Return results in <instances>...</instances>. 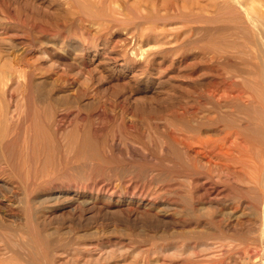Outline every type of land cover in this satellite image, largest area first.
<instances>
[{"label": "rangeland", "instance_id": "374dc122", "mask_svg": "<svg viewBox=\"0 0 264 264\" xmlns=\"http://www.w3.org/2000/svg\"><path fill=\"white\" fill-rule=\"evenodd\" d=\"M199 1L0 0V197L8 187L17 197L15 206L0 200V217L27 240L23 262H177L188 252L153 248L173 236L208 229L205 215L218 218L222 207L235 206L230 196L203 194L204 184L237 193L254 169L245 168L247 175L234 159L228 161L231 168L209 167L178 144L175 124L202 105H264V57L254 42L242 48L251 51L248 57L239 52L245 61L211 62L204 54L202 26L214 23L203 22ZM227 69L245 81L244 100L218 103L210 94L225 77L219 72ZM247 109L233 112L237 123L264 131L254 108ZM219 110L231 113L227 107ZM222 122L196 127L193 147L217 136ZM257 152L245 158L260 157ZM248 218L258 223L255 215ZM196 250L190 256L200 262L221 256L223 264L245 261L238 248Z\"/></svg>", "mask_w": 264, "mask_h": 264}, {"label": "bare ground", "instance_id": "6f19581e", "mask_svg": "<svg viewBox=\"0 0 264 264\" xmlns=\"http://www.w3.org/2000/svg\"><path fill=\"white\" fill-rule=\"evenodd\" d=\"M199 2H200V7L202 9V16L204 18L203 22L207 23L210 21L209 23H211V22L214 23V25H211V26L209 24L202 26V31L204 33L203 38L207 39V41L205 40L206 42L204 41L206 44L205 43H204L205 45L203 44L204 47L206 46V49H203V50H205V52H206V53L204 52L205 55H209V59L211 62L217 64L221 61V59L226 60L230 57L231 58H238L239 57L240 59H242L243 56H241L239 54V52L241 50L244 51V49H242V48L248 49L247 46H249L250 43L253 44L254 42L259 47L260 53L258 52L259 53L258 56H260V54L262 53V55L264 57V0H204L202 4H201V2H202L201 0ZM191 3L193 4V2H191ZM213 32H214V34L211 35V38H212V36H214V37L211 40V39H209L210 37H208V36H210V34ZM257 46H256V49L258 50ZM251 49H252V47H251ZM252 51H253V49H252ZM249 52H247V53L245 52V54H247V57L249 54H251V51H249ZM256 58L258 59V57H255V59ZM244 59H246L245 56L242 60H244ZM244 61H243V63H244ZM260 61H261V59L259 60V62ZM240 62L242 63V61H240ZM260 63H263V61H261ZM248 66H249V64H248ZM261 66H262V64H261ZM259 70H260V68H259ZM263 70H264V68H262L261 71H263ZM259 73L260 72H258L257 74L259 75ZM262 73H260L259 76L261 77V74H262L263 75L262 77L264 78V72H262ZM216 74H218V73H216ZM219 74H221L225 77H224V79H222L223 81L221 84H218L214 88L209 89V92L213 96V98H215V100H217L218 103H224V104L231 103L232 101L237 100V99H239V100L243 99L242 91H244V89L247 87V85L245 86V84H246L245 81H243L242 83L239 81L240 82L239 83L237 81L238 79L236 80V77H238L240 74H238L236 72V70H231V69H227L224 73H222L220 71ZM255 76L257 77V75H255ZM250 77H251V75H250ZM260 77L258 79H260ZM252 80H253V78H252ZM258 81H260V80H258ZM251 84H252V82H251ZM257 84H259V83H257ZM256 87H258V86H256ZM250 88H252V87H250ZM258 88H260V87H258ZM253 89H254V87H253ZM256 89L257 88H255V90ZM236 90H237V93L235 92ZM251 90L249 91V93L250 92L253 93ZM260 93H263V95L262 94L261 95L264 97V91L260 92ZM257 94H258V92H257ZM253 95L256 96L255 93H253ZM249 96H248V99L250 102H252V101H254V103L257 102V101H255V97L249 98ZM246 97H247V95H246ZM263 100H264V98H263ZM258 101H259V99H258ZM261 102L263 103L264 101H261ZM250 106H252V107H250ZM204 107L206 109H204ZM212 107L213 106H211V108ZM216 107L215 108L213 107L212 109L211 108L208 109L207 105H202L201 107L200 106L198 107L199 111H197V112H195L196 110H192L193 112L192 111L190 112V110H189V114H188L189 118H186L188 120L185 121L183 119H179L182 121V122H180V124L178 122L179 125L174 123L175 125H177L175 127V130H174L176 133L174 135V138L178 142V144H180V146L182 145L184 147H187L189 150L193 151L195 157L202 156L205 159V164H207L209 167L212 165H216L217 167L220 166V168H221L222 166L224 167V165H225V166L231 168L233 166L229 165L230 162L228 163V161L233 160V159L235 160L236 164L239 163V166H240L241 170L244 171V173H246L245 168L251 167V169H254L253 174L250 173L251 175L249 177L247 176L246 180H248L247 184L253 183L254 187H251L250 184L247 185L245 183V186H242L238 190L237 193L236 192L232 193V191H228L227 193H225L226 190H222L220 188L213 190L212 185L204 184L205 193H203V194H206V193L210 194L211 191H213V193L216 192L217 196H219L220 198H223V197L226 198V197L230 196L231 202L234 203L235 206L230 207L228 209L225 207H222L220 209L218 207V209H220V212H219L220 217H218V218H215L213 213L211 215H208V216L205 215L207 217V218H205V216L203 215L204 213H203L202 215L205 218L204 220L206 221L205 225L207 223L209 224V225L207 224L208 229L200 230V231H197V232H194L191 234L186 233V234H181L179 236H173L172 238H170L171 240H168V239L165 240L166 241L165 243L161 242L157 245L155 244L156 246L153 249H154V251H157V253H161V249L166 248V250H167V248L170 247V248H174V250L178 251V252L179 251L184 252V253L188 252L187 255L189 254L188 256H190V254L193 255L192 250H196V249H198V251L208 252L210 250H212V251H214V250L215 251L227 250L228 251L229 248H231L233 250L238 248L239 249L237 251V253L239 254L238 257L243 259V261L245 260L244 262H241V263H243V264H264V169H263L264 166L261 167L262 164L264 165V131H262V129H263L262 127L264 126V123H262V125H261V128H262L261 130L260 129L256 130L253 128H251L252 130H250L249 126L245 127L246 124H243L242 126L239 125L241 123L238 124L237 123L238 120L233 117V112L236 110L239 112L242 109H244L246 111L247 108H248L247 110H252V108H254L253 110L255 111V118L259 119L261 122H264V119H263L264 115H262L263 117L261 116V113H264L263 112L264 111V105H229L228 104V105H222V106L217 107V108ZM224 107H227L229 109V111H231V113L230 112L224 113L223 111H222L223 112L222 113L219 109L220 108L223 109ZM253 110H252V112H253ZM184 111L185 110L183 109V112ZM226 111L227 110L225 109V112ZM246 112H249V111H246ZM259 112H260V114H259ZM185 114L186 113H183V115H185ZM249 114H251V111ZM183 117H187V116L185 115ZM196 117H198V118H196ZM253 117H254V114H253ZM190 118L198 120V122L196 124L197 126L195 124L192 125L189 122ZM251 118L248 117V119H251ZM257 119H255L254 121L251 120L249 122L252 123V121H253V123H255V121ZM222 121H224V122H222ZM220 122H222V125L224 124L223 125L224 127H221L222 125L219 127L218 131H220V132L217 134V136L209 137L202 144H199L197 142V144H199L200 146L193 147V141L195 139L194 144H196V138H197L196 127L198 128V126H199V128L201 130L209 129L213 125L220 123ZM194 123H195V121H194ZM256 123H258V122H256ZM168 125L169 124H167V127H168ZM16 126H17V124H16ZM259 130H260V133H258ZM222 131H223V133H222ZM12 132L13 133L17 132V129L15 128ZM234 135H235L236 140L233 137L234 138V141H232L233 143L229 144V146H227L228 148L225 149V145H226L227 141L229 139L231 141L232 137L230 138V136H234ZM208 136H210V135H208ZM240 138H241V141H240ZM198 141H201V139L198 138ZM172 144H174V143H172ZM253 149H256L260 153V157L258 155H255V157L256 156L259 157V158L258 157L255 158V157H253L254 156L253 155L251 157L245 158V156H248L249 155L248 153ZM232 150H233V152H232ZM234 152H236V153H234ZM195 168H196V166H195ZM234 168H232V169H234ZM221 169H223V168H221ZM237 169H239V168L237 167ZM235 171L236 170H234V172ZM237 172H238V170H237ZM239 172H240V170H239ZM242 174L243 173H241V175L239 174L240 177L242 176ZM234 178L235 177H233V179ZM226 181H228V179ZM232 181H234V180H232ZM232 181H231V183H232ZM241 184H242V182H241ZM234 185H236V184H234ZM237 187H239V186H237ZM7 189H9V192H8V190L3 192L2 193L3 195L0 197V200L3 199V202L6 201V204H7L6 206H15L17 203L16 190L12 187H8ZM6 192H8V193H6ZM4 193H6V194H4ZM200 196H201V194L199 195V197ZM216 205H215V207H216ZM210 206L211 205H209V207ZM201 207H199V208L203 210V208H201ZM207 207H208V205H207ZM226 207H228V206H226ZM198 211H195V212H198ZM215 211L217 212V210H215ZM201 212L200 213L198 212V213L201 214ZM194 214L199 216L196 213H194ZM252 215H255V217L258 218V220H257L258 223L251 222V223H253V225L249 222L250 218H248V217H251ZM199 217L201 218L202 216H199ZM1 218L2 217H0V264H10V263L12 264L13 262L15 263V261H17L19 264H28L26 261L23 262L25 260V257H24L25 255L23 256V253H22V249H24V246L27 245V240L24 239V235L22 236L20 234V232H16L15 230L13 231L11 227L9 228V225L6 224L7 222L5 223L4 220L2 221ZM244 219H246V220H244ZM233 221H235V222H233ZM244 221L245 222L248 221V224H245ZM175 233L176 232H174V234ZM31 241H33V240H31ZM31 243H33V242H31ZM148 243H150V242H148ZM39 244H42V243L40 242ZM152 245H154V244H152ZM146 248H149V247H146ZM258 248H261V252L254 253L255 250ZM25 250H27V249H25ZM189 251H190V253H189ZM226 252H222V253H226ZM153 253L155 254V252H153ZM172 253H174V252H172ZM196 253H200V252H196ZM196 253H195V255H198ZM37 254H36V256H38ZM232 254H233V252H232ZM172 256H173V254H172ZM188 256H186L187 258H185V259L183 258L182 260H178L177 262H171V263H165V264H223L224 260H226L225 259L226 257L224 258L223 256H221L223 258H221V257L220 258H216V257L205 258L204 260H202L200 262L199 259H197V260L192 259L191 256L190 257H188ZM23 257H24V259H23ZM45 258H47V257H45ZM43 260H44V258H43ZM109 260H110V258H109ZM227 260H229V259H227ZM231 260H233V259L231 258ZM230 262H232V261H230ZM234 262H235V259H234ZM235 264H237V263H235Z\"/></svg>", "mask_w": 264, "mask_h": 264}]
</instances>
